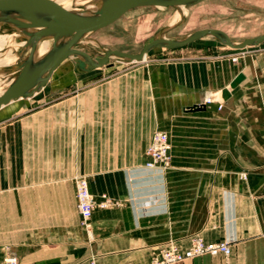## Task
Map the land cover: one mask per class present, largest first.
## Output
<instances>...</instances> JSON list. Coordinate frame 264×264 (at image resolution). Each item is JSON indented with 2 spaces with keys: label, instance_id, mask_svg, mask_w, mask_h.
Masks as SVG:
<instances>
[{
  "label": "crops",
  "instance_id": "1",
  "mask_svg": "<svg viewBox=\"0 0 264 264\" xmlns=\"http://www.w3.org/2000/svg\"><path fill=\"white\" fill-rule=\"evenodd\" d=\"M244 49L237 62L240 49L212 45L199 60L108 76L110 61L76 73L67 58L32 96L1 106L0 264H151L195 236L229 242L230 264H264V41ZM206 99L219 108L188 109ZM155 130L168 134L165 170L144 166ZM77 176L96 202H118L93 209L90 233Z\"/></svg>",
  "mask_w": 264,
  "mask_h": 264
},
{
  "label": "rangeland",
  "instance_id": "2",
  "mask_svg": "<svg viewBox=\"0 0 264 264\" xmlns=\"http://www.w3.org/2000/svg\"><path fill=\"white\" fill-rule=\"evenodd\" d=\"M65 1L63 0L62 6L77 11L84 10L87 3L96 5L100 3V0ZM183 7L184 9L180 6H142L130 9L108 26L85 34L76 48L89 53L92 57H100L108 49L138 53L146 43L156 37L179 39L203 28L220 29L227 33L233 42H241L245 38L264 34V0H203ZM179 9L183 13L180 19L176 20L175 15ZM0 35L5 36L0 58L8 53L14 56L13 61L6 66L1 65L3 62L0 61L1 91L18 73L17 67L26 54L25 44H21L22 41H26V36L17 27L8 23H0ZM212 45L220 48L221 53L232 50L215 37L207 35L175 49L153 48L140 61L112 57L110 62L113 67L103 70L107 76L119 75L130 73L137 66L149 70L155 65L181 60H199V55L211 54ZM245 52L246 49H240L234 53L240 54L239 60ZM68 60L73 63L76 73L84 72L77 68L73 58Z\"/></svg>",
  "mask_w": 264,
  "mask_h": 264
},
{
  "label": "water",
  "instance_id": "3",
  "mask_svg": "<svg viewBox=\"0 0 264 264\" xmlns=\"http://www.w3.org/2000/svg\"><path fill=\"white\" fill-rule=\"evenodd\" d=\"M201 1L203 0H100L97 10L86 13V10L77 11L63 7L55 0H0V23L17 27L26 36L25 46L30 49L27 57L17 67V75L0 93V107L12 100L32 96L47 84L53 71L67 58H73L79 70L88 71L107 65L112 57L140 61L153 48L175 49L207 35L215 37L231 49H244L264 41V34H261L245 38L241 42H233L220 29L203 28L179 39L156 37L146 43L138 53L108 49L102 56L92 57L76 48L85 34L108 26L130 9L142 6H183ZM45 37L52 38L51 48L39 60L34 61L36 44ZM61 39L66 40L60 42ZM218 108L217 103L204 102L188 109L197 111Z\"/></svg>",
  "mask_w": 264,
  "mask_h": 264
},
{
  "label": "built area",
  "instance_id": "4",
  "mask_svg": "<svg viewBox=\"0 0 264 264\" xmlns=\"http://www.w3.org/2000/svg\"><path fill=\"white\" fill-rule=\"evenodd\" d=\"M239 55L238 53H232L230 55L231 61H237ZM208 101L209 99L205 100V102ZM146 155L148 157L144 163L146 168L165 170L170 167V143L168 134L165 131H154L150 144L147 147ZM75 192L80 223L88 233H90V221L93 209L96 206L106 208L118 203L116 200L108 198L105 194L101 196L100 201L96 202L89 191L88 181L85 176H77L75 178ZM203 254H209L211 256L221 255L225 260L224 264H230L231 244L227 241L207 243L201 237L195 236L192 237L189 247L183 252H180L174 243H168L154 256L151 264H171ZM6 263L15 264L16 260L10 257L7 258Z\"/></svg>",
  "mask_w": 264,
  "mask_h": 264
},
{
  "label": "bare ground",
  "instance_id": "5",
  "mask_svg": "<svg viewBox=\"0 0 264 264\" xmlns=\"http://www.w3.org/2000/svg\"><path fill=\"white\" fill-rule=\"evenodd\" d=\"M57 3H59L60 5L62 4L63 0H55ZM65 1V0H64ZM67 3V1H65ZM100 4V3H99ZM99 4L96 5L94 3H87L86 6H85V9L86 10L85 12L86 13H91V12H94L95 10H97L99 8ZM82 5V4H81ZM80 5V6H81ZM62 6V5H61ZM63 7H66V6H63ZM68 8V7H66ZM72 8V7H71ZM78 8V7H77ZM180 8L184 9L183 6H180ZM75 9V8H74ZM183 12H181V10L179 9L178 13H176L175 15V19L177 20L182 14ZM29 31H33V30H29ZM24 35V34H23ZM25 36V35H24ZM86 37V36H85ZM163 37V36H162ZM64 40L66 39H61L60 42H63ZM51 43H52V38L51 37H45V38H42L40 39L37 44H36V48H35V52H34V55H33V59L34 61H37L39 60L42 56H44L51 48ZM5 44V36H2L0 35V49L3 47V45ZM21 44H25V40L21 42ZM29 47L25 46V51H26V54H25V57L23 58H26L28 53H29ZM7 52V51H6ZM21 54V53H20ZM14 59V56L11 55V54H7L5 55L4 57L0 58V61L3 62V66H6L8 65L11 61H13ZM11 82V81H10ZM9 82V83H10ZM8 86V85H7ZM4 90V89H3ZM3 90L0 91V93L3 92ZM208 102H212V101H208Z\"/></svg>",
  "mask_w": 264,
  "mask_h": 264
}]
</instances>
